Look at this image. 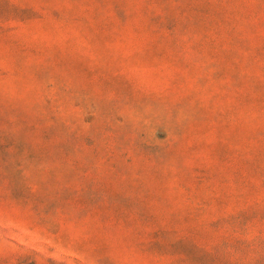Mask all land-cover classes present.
I'll use <instances>...</instances> for the list:
<instances>
[{"label": "rangeland", "instance_id": "1", "mask_svg": "<svg viewBox=\"0 0 264 264\" xmlns=\"http://www.w3.org/2000/svg\"><path fill=\"white\" fill-rule=\"evenodd\" d=\"M0 264H264V0H0Z\"/></svg>", "mask_w": 264, "mask_h": 264}]
</instances>
